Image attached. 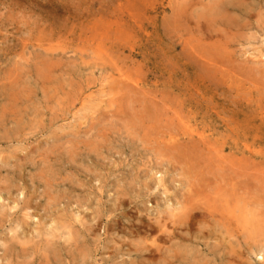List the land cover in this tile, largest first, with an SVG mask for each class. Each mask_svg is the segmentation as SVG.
<instances>
[{"label": "rangeland", "instance_id": "rangeland-1", "mask_svg": "<svg viewBox=\"0 0 264 264\" xmlns=\"http://www.w3.org/2000/svg\"><path fill=\"white\" fill-rule=\"evenodd\" d=\"M238 4L0 0V264H264V0Z\"/></svg>", "mask_w": 264, "mask_h": 264}, {"label": "bare ground", "instance_id": "bare-ground-1", "mask_svg": "<svg viewBox=\"0 0 264 264\" xmlns=\"http://www.w3.org/2000/svg\"><path fill=\"white\" fill-rule=\"evenodd\" d=\"M227 2L230 4V5H233L234 6V8L237 6V5H240V4H238V2L240 3V0H227ZM243 2V1H242ZM216 5V4H215ZM242 5V4H241ZM222 8V7H221ZM258 108V107H257ZM261 108V107H260ZM256 109V108H255ZM259 109V108H258ZM261 111H263V108L262 109H260ZM255 111V110H254ZM259 111V110H258ZM255 113H257V112H255ZM261 113V112H260ZM256 115V114H255ZM254 115V116H255ZM262 116V115H261ZM260 116V117H261ZM263 117V116H262ZM264 118V117H263ZM262 118V119H263ZM264 120V119H263ZM166 146V145H165ZM246 146H248L247 144H246ZM245 146V147H246ZM248 148V147H247ZM246 148V149H247ZM177 150V149H176ZM207 170V169H206ZM225 171V170H224ZM227 172V171H226ZM202 174V173H201ZM217 175V174H216ZM218 182V181H217ZM219 182H220V180H219ZM224 182V181H223ZM227 182V181H226ZM226 182L224 183V184H226ZM159 183V182H158ZM162 183V182H161ZM161 183H159V186L161 185ZM211 184V183H210ZM217 184V183H216ZM223 184V183H222ZM162 186V185H161ZM221 188V187H220ZM213 190V189H212ZM212 193V192H211ZM205 211V210H204ZM256 212V211H255ZM161 239V238H160ZM257 257H258V255H257ZM259 260H262L263 258H262V256H260L259 255V258H258Z\"/></svg>", "mask_w": 264, "mask_h": 264}]
</instances>
